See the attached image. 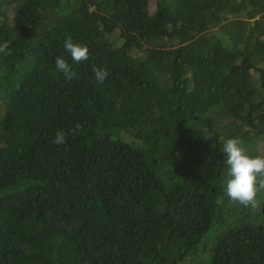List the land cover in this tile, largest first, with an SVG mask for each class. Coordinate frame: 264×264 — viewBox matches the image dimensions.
I'll use <instances>...</instances> for the list:
<instances>
[{"label": "trees", "instance_id": "obj_1", "mask_svg": "<svg viewBox=\"0 0 264 264\" xmlns=\"http://www.w3.org/2000/svg\"><path fill=\"white\" fill-rule=\"evenodd\" d=\"M4 41L0 264H264L223 153L264 155V0H0Z\"/></svg>", "mask_w": 264, "mask_h": 264}, {"label": "clouds", "instance_id": "obj_2", "mask_svg": "<svg viewBox=\"0 0 264 264\" xmlns=\"http://www.w3.org/2000/svg\"><path fill=\"white\" fill-rule=\"evenodd\" d=\"M64 48L70 53L71 60L77 64L89 59L88 47L74 43L71 37L65 39ZM10 52V41L0 44V54L9 55ZM54 63L66 80L75 78L76 73L68 61L57 56ZM93 72L98 83H103L108 76L105 68H94ZM80 128V124H77L72 129V134H77ZM53 143L57 145L66 143V133L62 130L57 131ZM243 143L241 138L234 137L228 138L223 144L227 177L224 195L233 204L255 209L261 205L258 197L264 193V155L249 154Z\"/></svg>", "mask_w": 264, "mask_h": 264}, {"label": "rangeland", "instance_id": "obj_3", "mask_svg": "<svg viewBox=\"0 0 264 264\" xmlns=\"http://www.w3.org/2000/svg\"><path fill=\"white\" fill-rule=\"evenodd\" d=\"M153 2H154V0H153Z\"/></svg>", "mask_w": 264, "mask_h": 264}]
</instances>
